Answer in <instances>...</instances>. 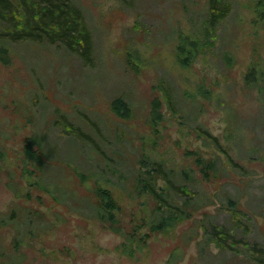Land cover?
<instances>
[{"label": "rangeland", "instance_id": "374dc122", "mask_svg": "<svg viewBox=\"0 0 264 264\" xmlns=\"http://www.w3.org/2000/svg\"><path fill=\"white\" fill-rule=\"evenodd\" d=\"M70 1L92 32L89 60L60 44L22 42L0 59V264H255L243 242L233 249L207 244L200 226L204 214L227 222L234 199L236 238L264 246V108L259 86L248 88L243 79L252 60L264 58L254 0H228L232 8L216 24L213 47L186 68L176 62L175 46L206 17L207 0ZM169 82L180 100L175 112L160 89ZM116 99L125 109L115 111ZM196 123L240 167L196 133ZM27 139L46 154L38 169L24 155ZM149 159L164 163L177 182L193 174L200 207L134 254L123 253L122 235L96 214L91 187L113 192L115 225L127 229L155 204L135 187ZM157 186L168 192L162 179Z\"/></svg>", "mask_w": 264, "mask_h": 264}, {"label": "trees", "instance_id": "16d2710c", "mask_svg": "<svg viewBox=\"0 0 264 264\" xmlns=\"http://www.w3.org/2000/svg\"><path fill=\"white\" fill-rule=\"evenodd\" d=\"M119 2L125 6H131L133 0H119ZM231 8V2L228 0H207L206 17L203 21L187 36L180 34L178 37L179 42L175 46V58L178 64L186 68L197 53L205 54L213 47V41L217 37L216 24L227 18ZM253 11L255 12L254 22L264 23V0H254ZM19 42L37 45L60 44L85 61L90 59L92 53L91 29L81 8L70 0H0V54H4L0 59L6 60L8 45ZM222 59L228 66V63L231 65V62L227 61L232 59L230 52H225ZM243 79L248 88L259 86L258 98L259 102L263 103L261 107L264 108V58L259 56L252 60ZM160 87L168 108L175 112L180 100L174 94V84L169 82L166 86L160 84ZM198 93L204 95V92L199 89ZM217 96L220 95L217 94ZM191 103L197 107L194 98ZM122 107L125 109L120 99L113 101L115 111L119 112ZM152 109L157 113L155 103L152 104ZM193 129L219 150L224 149L218 137L210 134L200 124L196 123ZM23 150L25 157L31 164H35L34 167L37 169L45 163L46 154L35 146L33 140L24 141ZM223 151L227 155V150ZM227 158L233 169L237 168L236 166L240 167L228 155ZM194 162L199 166L202 176L208 177L209 170L208 165L204 163L205 160L200 155H195ZM145 163L149 164L147 165L149 168L144 171L140 169L135 174V187L139 192L151 196L155 204L150 214L132 218L127 229L115 225V212L119 207L113 192L101 184L91 187L92 204L96 214L100 219L108 220L109 228L122 235L123 241L119 247L123 253L134 254L136 250L146 245L147 239L153 233L173 230L179 222L188 220L193 211L200 207L196 204L201 199L195 188L193 174L184 173V179H182L184 182L181 183L175 181L170 168H166L165 164L159 160L149 159ZM101 173L103 175V171ZM159 179L164 181L168 192H164L166 189L157 186ZM172 193L179 194L178 199L169 200V197L172 198ZM237 204L236 200L232 199L227 222H214L215 216L204 214L200 224L203 240L207 244L214 243L221 249L227 247L233 249L236 242H243L251 253L248 255L249 259L255 264H264V246L260 245L261 243L249 242L245 237L237 239L235 236V232L241 226V220L237 217L240 213ZM26 214L30 219L31 212L28 210ZM13 215L14 213L10 217L12 218ZM232 219L237 221L234 222ZM244 233L247 234L246 230ZM17 242V239H14V244Z\"/></svg>", "mask_w": 264, "mask_h": 264}]
</instances>
